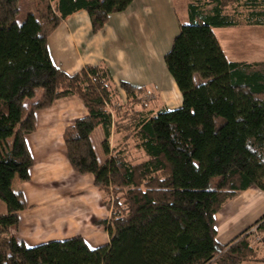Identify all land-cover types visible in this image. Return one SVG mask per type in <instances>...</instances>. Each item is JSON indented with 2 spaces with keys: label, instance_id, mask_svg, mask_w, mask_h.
<instances>
[{
  "label": "trees",
  "instance_id": "1",
  "mask_svg": "<svg viewBox=\"0 0 264 264\" xmlns=\"http://www.w3.org/2000/svg\"><path fill=\"white\" fill-rule=\"evenodd\" d=\"M243 1L189 4V21L164 58L182 106L155 111L144 99L147 87H117L103 65L70 76L55 66L48 48L49 37L73 14L85 10L97 34L135 0H34L35 11L23 23L17 21L20 1L0 0V200L7 206L0 215V264L264 262L248 231L219 244L215 220L246 190L264 192V62L230 61L214 32L242 24L226 12L230 3L248 11L245 25L264 26V0ZM120 89L129 99L125 106ZM69 97L81 100L89 115L66 129L67 157L102 191L111 217L98 224L110 242L91 250L76 237L28 248L18 230L29 207L13 181L30 180L34 161L26 136L36 131V112ZM100 127L104 164L91 140ZM113 127L124 137L111 149ZM253 226L264 234V217Z\"/></svg>",
  "mask_w": 264,
  "mask_h": 264
},
{
  "label": "crops",
  "instance_id": "2",
  "mask_svg": "<svg viewBox=\"0 0 264 264\" xmlns=\"http://www.w3.org/2000/svg\"><path fill=\"white\" fill-rule=\"evenodd\" d=\"M173 4V0L172 3L135 0L125 12L111 15L105 29L97 34L93 33L89 14L81 10L63 21L49 37L52 61L70 76L87 66L103 65L110 70L117 87L127 82L134 87L153 89L160 100L180 101L176 107L165 105L168 110H176L182 106V95L172 76L167 75L166 65L162 64L160 69V75L165 79V84H162L158 79L142 78L140 65L143 63L139 60L146 54V62L152 66V59L158 57L160 61L171 50L181 25L175 20ZM232 29L235 28H215L214 32L226 57L233 62H242L235 58L236 54L231 49L228 31ZM149 66L141 71L152 73ZM120 93L126 98L123 90ZM88 115L83 102L73 97L36 112V131L26 136L34 161L30 180L25 182L16 177L12 185L13 191L23 195L29 207L20 215L18 230L19 237L28 248L76 237H82L91 250L109 245L108 232L98 222L108 220L111 210L105 206L103 193L95 186L94 176L74 171L64 141L66 129ZM113 131L110 139L115 138L116 142L109 140L111 149L118 146L122 141L120 138L124 137L123 133L114 135ZM105 137L101 127L91 135L100 164L108 158L101 152ZM6 213L7 206L0 200V215ZM262 217L264 192L251 188L241 193L216 214L219 244L228 245Z\"/></svg>",
  "mask_w": 264,
  "mask_h": 264
},
{
  "label": "rangeland",
  "instance_id": "3",
  "mask_svg": "<svg viewBox=\"0 0 264 264\" xmlns=\"http://www.w3.org/2000/svg\"><path fill=\"white\" fill-rule=\"evenodd\" d=\"M19 16L17 18L18 23H23L27 16L31 14L33 11H35V4L34 0H19ZM163 2L168 3L169 1L172 3V0H162ZM200 2L201 4H206L209 3L211 0H173L174 2V9H175V20H177L178 23H186L188 22V6L192 2ZM245 1V0H244ZM243 1V2H244ZM242 2V3H243ZM212 9V6H206L205 11L210 12ZM226 12L231 14V15H237L241 19L242 24L239 27H236L235 29L229 30L230 35H228V38L230 36V44H231V49L232 51L236 54L235 58L239 61L242 62H248V63H258V62H264V26L258 27V26H247L245 25V17L247 16V10L242 7V4L238 3H230L227 8ZM238 17V18H239ZM167 23V21H166ZM245 23V24H244ZM223 38V34H219ZM146 54H143V57H140V63H143L140 65L142 68L140 69V75H142V78L146 80H153V79H158L162 84H165V79L164 77H161V67L162 64L165 67L164 59H161L158 61V57L156 59H152L153 65L151 68L153 69L152 73H146L143 70V68H146L149 66V63L146 62L147 58L144 57ZM149 66V67H150ZM166 68V67H165ZM167 75L171 78L170 74L168 73L167 69L165 70ZM158 72V73H157ZM150 82V81H149ZM122 91V90H121ZM150 92L154 95L152 96L151 100V109H155V111L160 110L165 107L166 104H170L171 107H176L179 105L180 101H174L173 100H167L164 101L163 99H159V96L156 94V91L153 89H150ZM125 93V92H124ZM121 94V93H120ZM42 95V92H38V96L35 101L40 99V96ZM126 98L121 95V103L122 105H127L128 104V97L127 94L125 93ZM76 98V97H73ZM78 99V98H76ZM170 99V98H169ZM79 100V99H78ZM63 101V100H61ZM81 101V100H80ZM127 101V102H126ZM119 107V106H117ZM114 131V135L116 133L115 128H112ZM123 137V136H122ZM121 137V138H122ZM120 138L119 141L122 139ZM114 142H116L115 138L110 139ZM122 142V141H121ZM120 142V143H121ZM119 143V144H120ZM100 148H98L99 150ZM101 152L103 155H105L104 150L101 148ZM257 189V188H255ZM104 201V200H103ZM256 226L250 227L248 230L247 235H249L252 239L253 245L255 248L258 250L259 254L261 257H264V234L261 233L259 230L257 232H254ZM258 237L261 238V240H258Z\"/></svg>",
  "mask_w": 264,
  "mask_h": 264
},
{
  "label": "built area",
  "instance_id": "4",
  "mask_svg": "<svg viewBox=\"0 0 264 264\" xmlns=\"http://www.w3.org/2000/svg\"><path fill=\"white\" fill-rule=\"evenodd\" d=\"M152 96H154V95H153L151 92H148V93L144 96L145 101H151V100H152ZM257 230H259L258 227H255L254 232H257ZM258 240H261V238L258 237Z\"/></svg>",
  "mask_w": 264,
  "mask_h": 264
}]
</instances>
